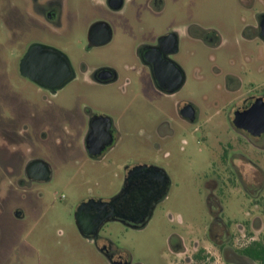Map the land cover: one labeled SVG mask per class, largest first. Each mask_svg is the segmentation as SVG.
<instances>
[{
  "label": "flooded vegetation",
  "instance_id": "1",
  "mask_svg": "<svg viewBox=\"0 0 264 264\" xmlns=\"http://www.w3.org/2000/svg\"><path fill=\"white\" fill-rule=\"evenodd\" d=\"M16 1L28 27L4 29L3 35L16 39L12 44L22 52L17 60L22 77L53 95L84 78L121 98L111 106L78 94L82 144L91 159H106L125 129L148 132L146 141L158 150L179 142L186 151L196 140L210 153L204 186L185 208L163 204L171 199L172 180L164 168L150 164L143 174L151 181L144 190L146 203L132 204L127 218L98 225L91 209L81 216L85 227L80 229L76 213L91 199L81 202L74 218L90 249L89 261L264 264V0ZM76 21L84 31L78 41L70 33ZM65 23L70 27L64 35L73 45L63 51L71 66L67 78L39 84L25 76L23 58L38 43L33 24L58 32ZM39 44L44 48L36 55L48 63L55 46ZM30 141L22 130L0 127V155L8 159L0 179V210L12 206L18 214L22 200L31 202L34 194L45 199L41 182L50 179L51 167L34 157ZM23 159L18 172L16 163ZM44 164L47 176L41 172ZM156 183L159 188L152 186ZM112 221L125 227L128 243L106 231Z\"/></svg>",
  "mask_w": 264,
  "mask_h": 264
},
{
  "label": "rangeland",
  "instance_id": "2",
  "mask_svg": "<svg viewBox=\"0 0 264 264\" xmlns=\"http://www.w3.org/2000/svg\"><path fill=\"white\" fill-rule=\"evenodd\" d=\"M171 11L175 12L173 8ZM21 13L16 0H0V127L10 132L22 130L31 140L34 157L46 161L51 175L48 181L41 182L45 193L42 202L34 194L31 202L22 200L18 214L12 206L0 210V264H93L74 218L81 202L114 197L123 188L129 168L150 164L164 168L172 180L171 199L163 204L180 203L185 208L196 202L195 194L204 186L210 153L196 140H190L186 151H181L179 142L158 150L146 141L148 132L125 129L120 144L106 159H91L82 144L83 100L78 94L90 95L92 104L98 101L111 106L121 98L113 89L91 85L84 78L53 95L22 77L17 66L22 52L12 44L16 39L3 35L4 29L28 27ZM69 27L67 24L53 32L33 24V38L62 52L73 50L64 35ZM83 32L78 21L71 25V38L76 41ZM261 82L264 83V74ZM6 160L1 154L0 179ZM24 162L25 159L16 163L18 172ZM160 219L165 221L163 215ZM124 228L112 221L105 229L126 244L129 234ZM92 256L98 255L93 252Z\"/></svg>",
  "mask_w": 264,
  "mask_h": 264
},
{
  "label": "water",
  "instance_id": "3",
  "mask_svg": "<svg viewBox=\"0 0 264 264\" xmlns=\"http://www.w3.org/2000/svg\"><path fill=\"white\" fill-rule=\"evenodd\" d=\"M44 45L39 43L32 45L26 55L23 58L21 69L25 76H28L33 81L38 82L39 84H46L49 78L57 79L60 83L67 78L70 74V63L66 55L59 49L51 47V51H54V55L51 58L52 60L48 63H43V59L36 54L43 51ZM42 59V60H41ZM35 64V66H30ZM43 176L49 174V168L45 164L42 169ZM145 165L135 166L130 171V183L125 184V187L110 200H95L91 199L88 202H85L80 205L76 213L77 223L80 229H83L85 226L81 222V216L91 209H94L96 212L95 219L98 222V225L103 223L106 220H117L125 219L128 217V212L132 204L145 205L146 195L144 190L148 188V185L151 181H146L143 174L147 172ZM154 188H159V184L156 183L152 185ZM132 189V190H130ZM135 189V191H134ZM132 205V206H134ZM84 217V216H83Z\"/></svg>",
  "mask_w": 264,
  "mask_h": 264
}]
</instances>
